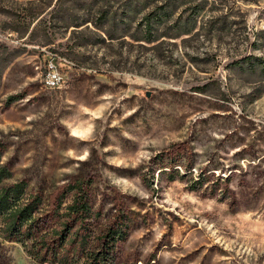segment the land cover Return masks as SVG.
I'll use <instances>...</instances> for the list:
<instances>
[{
    "label": "rangeland",
    "instance_id": "obj_1",
    "mask_svg": "<svg viewBox=\"0 0 264 264\" xmlns=\"http://www.w3.org/2000/svg\"><path fill=\"white\" fill-rule=\"evenodd\" d=\"M84 1L0 0V43L26 49L0 86L3 185L42 199L41 237H0V264H92L114 225V264H264V0H105L102 30L60 27ZM31 13V37L6 30Z\"/></svg>",
    "mask_w": 264,
    "mask_h": 264
},
{
    "label": "trees",
    "instance_id": "obj_2",
    "mask_svg": "<svg viewBox=\"0 0 264 264\" xmlns=\"http://www.w3.org/2000/svg\"><path fill=\"white\" fill-rule=\"evenodd\" d=\"M84 1V0H83ZM105 0H90L88 1L89 13L86 15H79L78 17L61 18L60 27L65 29H81L92 26L94 29L102 30L104 24L110 22L109 9L98 7V3ZM60 0H58V3ZM84 3H87L85 0ZM51 8V5L49 6ZM7 14L6 11H0ZM9 14V13H8ZM163 14V12H162ZM12 16V15H10ZM12 22L6 24V30L16 33L20 39H24L27 36L31 37L34 33L33 25L36 21L40 20V15L37 13H31L26 15L12 16ZM162 20L160 12H154L147 16L149 32L154 35L158 31V21ZM82 30V29H81ZM75 31V30H74ZM82 32V31H80ZM163 37L179 36L178 33H166ZM111 39L114 36L109 34ZM156 38V37H155ZM26 51L22 47H9L6 44L0 43V86L4 71L21 55ZM246 61L253 63V59L248 58ZM253 66V65H252ZM0 145V237H5L10 242L25 244L26 241L34 239L35 237H41L39 234V218L36 216L42 199L39 195H31L26 199L27 195V182L20 181L12 185H3L5 180L12 178V173L9 169L2 164V151ZM72 189H78L73 187ZM27 200V202H24ZM70 213L75 214L77 218H88L91 209L89 207L88 200L85 194L77 193L74 199L73 205L69 208ZM68 227V226H67ZM78 235V234H77ZM127 234L123 230V225H114L110 227L102 236L101 240L104 243L101 245L102 251H96L92 255V264H114L113 250L118 242L123 241ZM63 237V236H61ZM80 244L85 245L86 237L82 236ZM43 242V241H41ZM63 242V241H61Z\"/></svg>",
    "mask_w": 264,
    "mask_h": 264
},
{
    "label": "built area",
    "instance_id": "obj_3",
    "mask_svg": "<svg viewBox=\"0 0 264 264\" xmlns=\"http://www.w3.org/2000/svg\"><path fill=\"white\" fill-rule=\"evenodd\" d=\"M55 61L53 59L48 63L47 74L44 78L45 88L48 89L61 87L66 82Z\"/></svg>",
    "mask_w": 264,
    "mask_h": 264
},
{
    "label": "bare ground",
    "instance_id": "obj_4",
    "mask_svg": "<svg viewBox=\"0 0 264 264\" xmlns=\"http://www.w3.org/2000/svg\"><path fill=\"white\" fill-rule=\"evenodd\" d=\"M44 86H45V82H44Z\"/></svg>",
    "mask_w": 264,
    "mask_h": 264
}]
</instances>
